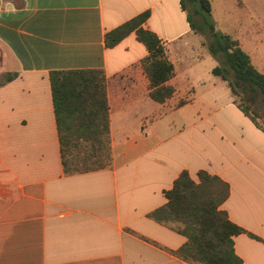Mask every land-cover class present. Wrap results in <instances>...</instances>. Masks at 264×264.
I'll return each mask as SVG.
<instances>
[{
  "label": "crops",
  "instance_id": "1",
  "mask_svg": "<svg viewBox=\"0 0 264 264\" xmlns=\"http://www.w3.org/2000/svg\"><path fill=\"white\" fill-rule=\"evenodd\" d=\"M208 1L216 31L264 75V0ZM145 12L173 66L161 104L135 32L105 42ZM188 14L180 0H0V76H14L0 86V264H190L176 254L186 238L148 217L182 171L228 183L222 209L257 238L234 237L235 252L264 264V129L213 74ZM84 70L105 75L111 162L66 175L49 74Z\"/></svg>",
  "mask_w": 264,
  "mask_h": 264
},
{
  "label": "trees",
  "instance_id": "2",
  "mask_svg": "<svg viewBox=\"0 0 264 264\" xmlns=\"http://www.w3.org/2000/svg\"><path fill=\"white\" fill-rule=\"evenodd\" d=\"M13 1L22 7V0ZM180 4L184 11L191 5L193 14L199 17L197 23L188 14L191 29L209 37L208 49L220 62L213 74L228 82L238 107L260 126L257 103H264V75L252 66L237 41L216 31L208 0H180ZM148 17L145 12L126 22L109 32L105 42L111 48L135 32L148 52L142 64L150 82V98L161 104L174 93L167 85L173 66L157 35L142 28ZM13 78L5 76L0 86ZM49 78L64 173L75 175L108 168L111 153L104 72L53 71ZM229 195L230 187L220 177L199 171L194 180L182 171L172 188L164 192L165 205L148 217L186 238L176 253L182 260L190 264H242L234 249V237L247 234L257 238L234 224L222 209Z\"/></svg>",
  "mask_w": 264,
  "mask_h": 264
},
{
  "label": "rangeland",
  "instance_id": "3",
  "mask_svg": "<svg viewBox=\"0 0 264 264\" xmlns=\"http://www.w3.org/2000/svg\"><path fill=\"white\" fill-rule=\"evenodd\" d=\"M189 11L190 13H192V7L190 5H188ZM216 17L219 16V14L216 12L215 13ZM194 20H197V17L195 15H193ZM209 43V37H206V39L202 38V46L204 48H207ZM4 80V78L2 76H0V82H2ZM257 106L259 108V113L261 114V117L259 119H257V122L259 123V125L261 127H264V103L259 102L257 103Z\"/></svg>",
  "mask_w": 264,
  "mask_h": 264
}]
</instances>
